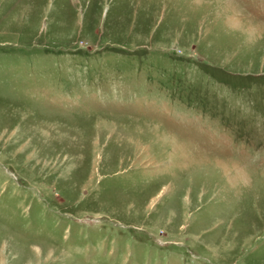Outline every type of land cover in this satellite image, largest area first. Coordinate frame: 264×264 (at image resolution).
I'll use <instances>...</instances> for the list:
<instances>
[{
  "label": "rangeland",
  "instance_id": "obj_1",
  "mask_svg": "<svg viewBox=\"0 0 264 264\" xmlns=\"http://www.w3.org/2000/svg\"><path fill=\"white\" fill-rule=\"evenodd\" d=\"M0 264H264V0H0Z\"/></svg>",
  "mask_w": 264,
  "mask_h": 264
}]
</instances>
